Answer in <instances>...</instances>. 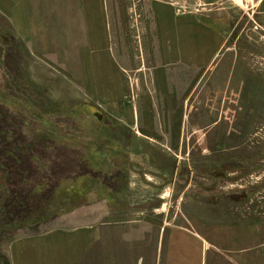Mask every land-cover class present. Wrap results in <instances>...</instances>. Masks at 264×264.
Wrapping results in <instances>:
<instances>
[{
	"label": "rangeland",
	"instance_id": "1",
	"mask_svg": "<svg viewBox=\"0 0 264 264\" xmlns=\"http://www.w3.org/2000/svg\"><path fill=\"white\" fill-rule=\"evenodd\" d=\"M25 2L29 37L0 13V264L86 205L162 222L168 264H264V0ZM200 27L216 60L177 63Z\"/></svg>",
	"mask_w": 264,
	"mask_h": 264
},
{
	"label": "crops",
	"instance_id": "2",
	"mask_svg": "<svg viewBox=\"0 0 264 264\" xmlns=\"http://www.w3.org/2000/svg\"><path fill=\"white\" fill-rule=\"evenodd\" d=\"M0 13L9 18L18 36L32 35L25 0H0ZM208 29L200 27L192 37L183 35L182 41L187 46L180 44L182 41L177 35V63L198 69L212 65L224 40L222 35ZM95 55L91 58L92 67H112L120 100L122 82L116 59L110 54ZM81 61L87 69L88 58L82 55ZM110 214L109 209L86 205L76 208L67 224L58 223L54 227L41 224L37 230L9 243L4 264H168V246L163 253L165 226L162 222H155L147 215L131 217L133 214L129 213L122 215L126 219L117 220ZM155 214L162 216V213Z\"/></svg>",
	"mask_w": 264,
	"mask_h": 264
},
{
	"label": "bare ground",
	"instance_id": "3",
	"mask_svg": "<svg viewBox=\"0 0 264 264\" xmlns=\"http://www.w3.org/2000/svg\"><path fill=\"white\" fill-rule=\"evenodd\" d=\"M167 194H168V193H167ZM168 197H169V196H168ZM166 199H167V198H166ZM167 200H168V199H167ZM167 200H166V201H167ZM162 206H163V205H162ZM166 206H167V205L165 204L162 208H163V209H166Z\"/></svg>",
	"mask_w": 264,
	"mask_h": 264
}]
</instances>
